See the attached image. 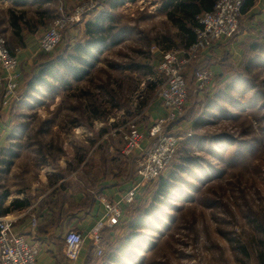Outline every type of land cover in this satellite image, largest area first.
I'll use <instances>...</instances> for the list:
<instances>
[{
	"label": "rangeland",
	"instance_id": "obj_1",
	"mask_svg": "<svg viewBox=\"0 0 264 264\" xmlns=\"http://www.w3.org/2000/svg\"><path fill=\"white\" fill-rule=\"evenodd\" d=\"M163 2L132 0L110 9L106 0H0V32L18 60L32 39L40 42L56 19H70L77 12L80 20L63 29L51 59L79 41L86 17L92 19L103 10L113 16L108 21L117 38L114 44L108 39L97 61L89 57L93 67L90 61H75L80 74L69 69L57 72L49 78L50 86L34 92L27 91L26 83L40 61L30 65L19 100L9 108L0 102V128L6 124L9 128L0 148V195L25 191L34 197L31 201L41 197L38 205L50 208L47 198L57 194L53 187L58 176L78 175L84 182L94 174L132 171L136 157L121 154L126 123L135 122L148 133L150 107L160 100L158 92L165 83L159 70L163 52L187 49L182 33L166 14L171 9L163 8ZM12 13L24 16L18 27L12 23ZM263 36L257 48H248L250 41L234 56L232 49L221 53L224 75H214V85L206 91L196 89L194 73L199 65L193 62L187 68L184 118L191 124L168 129L181 138L174 158L126 209L114 240L108 243L104 237L105 251L95 260L102 263L118 248L130 223L147 219L145 228L136 231L141 242L133 243L135 250L128 251L121 264H262ZM42 173L47 181L41 183ZM172 175V183L165 186Z\"/></svg>",
	"mask_w": 264,
	"mask_h": 264
},
{
	"label": "built area",
	"instance_id": "obj_2",
	"mask_svg": "<svg viewBox=\"0 0 264 264\" xmlns=\"http://www.w3.org/2000/svg\"><path fill=\"white\" fill-rule=\"evenodd\" d=\"M247 0H218L213 9L197 16L196 40L185 50L163 52L159 70L165 78L158 96L166 110V115L150 125L148 133L141 132L135 122H127L121 136V154L131 158L137 154L136 172L145 182H153L169 166L177 152L181 138L167 132L172 124L184 116L188 101L186 71L197 56L212 48L222 39L233 38L240 25L242 9ZM64 11V8L61 7ZM64 14V13H61ZM80 20V13L70 19L63 16L56 19L43 34L39 42V51L52 54L60 45L63 29ZM19 60L8 46L4 34L0 32V98L3 108H9L13 101L19 100L21 74L18 71ZM196 89L206 91L214 85L215 76L211 69H199L194 74ZM146 137L150 139L144 145ZM140 183L122 194L118 200L111 201L101 197L106 206L105 215L96 225L83 235L76 229H69L65 236L66 257L75 262L88 239L97 255L104 253L103 233L109 226H115L123 215V205H132L136 201ZM39 219L32 217V228H37ZM13 221L0 217V264H36L43 249L42 241H28L23 234L12 231Z\"/></svg>",
	"mask_w": 264,
	"mask_h": 264
},
{
	"label": "crops",
	"instance_id": "obj_3",
	"mask_svg": "<svg viewBox=\"0 0 264 264\" xmlns=\"http://www.w3.org/2000/svg\"><path fill=\"white\" fill-rule=\"evenodd\" d=\"M254 2V4H252ZM250 3V4H249ZM252 4V5H251ZM91 19V18H90ZM89 18H85L80 24L81 40L85 36V25ZM73 38H77L74 31ZM264 35V0L248 1L242 12L240 30L232 39H222L208 50L202 52L198 59L197 64L201 66H208L216 77L224 75L222 63L220 62L221 53H225L227 49H232V55L241 52V49L247 46L250 41L262 43V36ZM28 37V34L26 35ZM264 37V36H263ZM73 41V40H71ZM74 42V41H73ZM28 43V41H27ZM27 49L19 55V69L21 74L20 85L24 79V73L30 69L38 61L39 41L37 44L35 40L31 41ZM53 57V54L51 55ZM41 60V59H39ZM41 62V61H40ZM224 68V69H225ZM1 102V100H0ZM5 112V111H3ZM166 110L161 100L154 101L149 110V122L152 124L158 118L165 116ZM188 121H190L188 119ZM187 119H183L172 125L170 128H185L191 124ZM7 125L0 128V148L6 144L9 128ZM147 129H145V132ZM147 140L150 141L148 138ZM147 140L144 145L148 144ZM47 175L41 174L40 181H47ZM79 177V178H78ZM83 177H86L83 175ZM90 179L84 180L78 175H70L68 179H63L58 176L54 181L57 183L53 187L56 189V195H52L49 205L40 206L39 200L31 201L34 197L20 191L12 193L6 191L0 195V211L10 209L9 212L0 214V217L7 218L13 221L12 231L16 234H23L27 237L28 241L40 240L43 244V249L37 258L36 264H87L89 256L95 260L97 255L90 240H86L80 252L78 259L75 262H70L66 257V249L64 236L69 229H76L83 235L96 225L106 213V206L102 203L101 197H106L111 201H116L119 197L129 191L135 184L140 183L139 191L136 195V201L141 198L142 191L149 182L142 181L136 172V166L132 171L129 170L120 175L115 174H94L88 176ZM81 179V180H80ZM79 180V183L77 182ZM89 181V182H87ZM68 184L65 185L64 183ZM62 184L65 187H62ZM6 189V188H5ZM28 192V191H27ZM24 203L23 207H13L14 203ZM130 205H123V215ZM37 216L39 224L37 228H32V217ZM119 223L115 226H109L105 229L104 235L106 242L114 240L115 233L117 232ZM61 233L60 236H58ZM111 240V241H110ZM105 251V250H104ZM94 262H91L95 264Z\"/></svg>",
	"mask_w": 264,
	"mask_h": 264
},
{
	"label": "trees",
	"instance_id": "obj_4",
	"mask_svg": "<svg viewBox=\"0 0 264 264\" xmlns=\"http://www.w3.org/2000/svg\"><path fill=\"white\" fill-rule=\"evenodd\" d=\"M129 1L132 0H106L110 9H115L116 7L121 6ZM217 1L218 0H164L162 7L166 8L167 10L171 9L166 14L169 17V19H171L173 23H175V25L178 27L180 33H182L183 36H181V38L187 48L190 46V44H192L196 40V33L194 29L199 26L197 21V16L205 12L211 11ZM248 1L251 0H247L245 2L242 12ZM106 11L107 10H103V12L102 11L99 12L94 18L88 20L85 25L86 26L85 36H84L85 38L76 42L70 49L69 46H67L64 49V54H60L61 56L59 58L53 60L51 59L52 54H46L40 52V55L38 56V61L41 60L42 61L40 62V65L38 64L36 66L37 69L35 70H37V72H34L32 79L30 80L28 79L26 83L27 91L30 89L31 92H34L39 89V86L42 87L50 86L52 83L50 82L49 78L54 77L57 72L63 73V71L65 72L66 70L69 69L70 71L74 72L75 75L80 74L81 70L77 67L75 61L84 64L90 61L88 65L93 67L95 62L94 63L91 62V58L94 59L95 57L97 61L98 55L101 54L104 51V49L107 47L108 39L111 37L112 39V41H110V43L112 42L111 44H114V42L117 39L115 36L116 34L113 32L115 30V27L112 26L111 22L108 21V19H111V17L113 16ZM22 17L24 16L12 13L13 25L18 27V21ZM239 30H240V25L238 31ZM250 43L251 44L248 45V48L251 47L257 48V46L259 45V42L253 43L252 41ZM46 57L47 60H44ZM197 59L198 57L194 61V64L196 65H198L196 62ZM61 60L64 62H62ZM203 68H209V67L199 65L196 71ZM183 118L184 116L178 118L172 125L178 123L179 120L180 119L182 120ZM132 157H136L137 159V154H134ZM171 177H172L170 178L171 180L166 182L165 186H167L168 183H172L174 175H172ZM23 206H25V204L21 202H17L13 204V207H23ZM9 210L10 209L2 210L0 211V214L4 212H9ZM145 222H147V219L145 221L139 220L138 223L134 225L130 223L128 226L129 232L121 240L118 248H116L113 252L110 251V253L107 255V258H103L102 263H100L101 261L99 262L98 260H96L95 263L94 260L91 258V256H89L87 264H93L91 262H94L95 264H121L123 257L128 258L127 257L128 254L129 253L132 254V252L135 250L136 246L133 243L138 241L141 242V240L139 239L140 235L136 231L145 228L146 226ZM104 237L105 235L103 233V242H104ZM259 258H261V262L262 264H264V251L261 252Z\"/></svg>",
	"mask_w": 264,
	"mask_h": 264
}]
</instances>
